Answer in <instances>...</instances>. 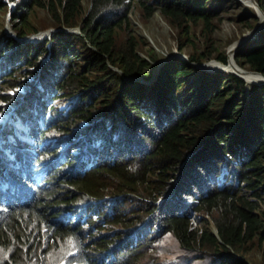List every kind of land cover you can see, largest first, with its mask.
<instances>
[{"label":"trees","instance_id":"trees-1","mask_svg":"<svg viewBox=\"0 0 264 264\" xmlns=\"http://www.w3.org/2000/svg\"><path fill=\"white\" fill-rule=\"evenodd\" d=\"M13 1L14 17L24 23L22 35L27 33L30 10L35 5H47L52 24L60 30L54 33L51 53L40 70L44 75L40 88L55 91L65 100L77 95L81 107L55 125L53 147L43 144L44 117L25 119L19 133L0 132V264H61L66 255H77L76 264H97L98 258L105 263L113 260L110 264H264V85L256 86L246 97V83L235 74L218 71L204 78L209 73L196 75L192 63L170 60L152 89L157 104L154 108L149 103L144 106L146 85L125 80L110 65L118 66L126 75L145 76L151 65L138 53L145 38L134 33L126 0H117L118 8L110 13L107 10L112 0H91L86 14L82 0H49L47 4L44 0ZM137 1L148 21L156 6L148 0ZM258 1L264 10V0ZM3 5L0 1V7ZM161 10L182 32L178 31L176 38L180 49L190 53L191 61L208 57L228 61L226 53L211 43L214 26L222 20L217 9L205 7L202 0H164ZM250 10L248 26L253 27L259 17L255 8ZM200 20L205 23L204 43L194 51L185 50L182 42L189 22ZM63 26H80L83 34L68 32L61 29ZM9 46L16 47L6 56ZM48 53L46 44L24 46L6 38L0 47V62L4 59L13 68L5 80L7 86L16 89L24 85L26 77L36 73L34 67L40 66V57ZM148 53L153 59L157 57L154 49ZM236 60L247 69L264 73V30L237 51ZM18 70L24 74L19 78L15 75ZM181 80L192 86L184 97L188 103L185 107H180L175 95V87L185 84ZM14 97L0 89V100L9 103ZM24 104L34 111L31 114L38 110L37 101L30 95ZM176 109L178 116L173 121L157 123L158 112L168 116ZM244 112L248 115L241 119L246 121H238ZM98 114L114 118L111 130L102 132L106 123L103 116L95 117ZM24 116L22 108L13 121ZM82 121H89L88 126L76 130ZM125 128L142 132L137 142L145 143L143 153L128 147ZM235 144L241 147L237 152L241 163L218 159L216 164L217 168L234 171L225 181V190L190 201L192 196L202 198V193L214 189L203 188L204 182H211L204 177L210 169L205 167L193 178V167L211 164L224 150H234ZM149 146L152 154L143 157ZM73 149L79 153L74 155ZM103 153L106 155L99 161ZM176 186L184 198L168 192ZM144 187L152 195L166 193L157 204ZM80 196L90 203L100 201L97 211L103 205L106 211L122 205L104 226H112L115 234L100 236L102 228L90 231L65 220L63 214ZM195 203L203 214L212 215L219 237L207 227L201 233L192 227L184 211ZM93 206L90 204L91 211ZM88 211L86 208L80 214ZM123 238L132 242L118 257L115 252L121 243L116 242ZM255 246L261 248V257L249 262Z\"/></svg>","mask_w":264,"mask_h":264},{"label":"clouds","instance_id":"clouds-1","mask_svg":"<svg viewBox=\"0 0 264 264\" xmlns=\"http://www.w3.org/2000/svg\"><path fill=\"white\" fill-rule=\"evenodd\" d=\"M4 3L3 6L0 7V11L4 10L6 11L5 13L7 14V26H8V31H6L5 33L0 35V47L4 46L5 44V39L6 38H12L18 42L21 43V45L24 46H29L32 43L35 44H46L47 45V49L49 50L48 55L46 56H41V61H40V66L39 67H34L33 71H35L36 73L34 75H29L28 77H26V83L24 85H19L16 89H12L10 87L7 86L5 80H7L6 78H9V76L13 73V68H11V66L9 64L5 63V60L2 59L0 62V89H2V92H9L12 95H15V99L9 103H6L5 101L0 100V106H1V110H0V132L3 133V131L5 130H13L15 131V133H19L20 131V124L22 122H24L25 119H29L30 116L32 118H37V117H44L43 122L46 124L45 128H43V144H48L49 146L53 147L55 146L51 141L52 137L54 135V133H56L55 131H53V128L55 127V125L61 121H65L67 120L71 113H73L76 109H78L79 107H81V101L80 98L76 95V96H72L70 99H63L60 96H58V94L54 91V92H47L45 90H42L40 87L42 86V77L44 76L42 73L40 74V70L45 66V63L47 62L49 55L51 53V49H52V37L54 35L55 32H57L58 30H60V28H56L53 24H52V16L48 11L47 5H35L29 12V20L26 24V26H28L27 29V33L25 34H20L21 28L24 26V23L21 22L20 18L15 16L14 17V9H15V2L13 0H0ZM45 3L47 4V2L49 0H44ZM54 1H58V0H54ZM151 4H154L156 7L154 9L152 16L155 13H159V15L161 16L162 19H164L171 28H173L174 30H176L175 27H173L164 17V14L161 10V4L163 3L164 0H148ZM189 1V0H187ZM230 1H239V0H230ZM88 2V6H86V10H85V3ZM127 5L129 8L127 11V16L131 21L132 27L134 29V33L136 35H138L136 33L135 30V24L131 19V13L133 11V9L135 7H137L140 11V20L142 23L147 24L149 23V21L151 20V18L146 21L147 17H146V12L145 10L142 8V6L139 4V2L137 0H126ZM202 3L204 4L205 7L207 8H215L217 9L220 14L222 19L224 18V16L222 15L221 9L223 8V6L227 5V0H202ZM259 3V2H258ZM110 4L112 5V7L110 9L107 10V13H110L112 11H114L116 8H118V3L117 0H112L110 2ZM256 4V3H255ZM254 4V8L257 11V16L259 17V21L253 26L250 27L252 29L251 32H249L248 34L244 35L243 37H241L238 41H236L235 43H233L228 49L224 47H220L216 44L215 42V38H214V34H215V30L216 28H219L221 25V22L218 26H214V30L212 32L211 35V43L216 46L220 51H224L227 55L228 61L227 62H222L220 60H218L215 57H208L205 60L202 61H191L190 59V53L188 51H184L180 49V45L178 44V53L184 54L179 56V60L183 61V62H189L192 63L196 69H195V74L197 75L200 72H208L209 74L207 76H205L204 78H208L210 77L211 73H216L218 71H225L227 74L232 73L235 74L237 76H239L240 78H242L245 83H246V91H245V96L249 97L250 96V91L255 88L256 86L259 85H264V73L260 72V71H255V70H250L247 69L243 66H241L237 60H236V54L237 51L243 47H247L253 40L257 39L258 36L260 35V33L264 30V10L262 8V6L259 4ZM82 12L84 14H86L91 5L92 2L91 0H82ZM40 7H44L46 8L47 12L50 15V18H46L45 22L48 23V25H43L41 28H36L31 16L33 14V10L36 8H40ZM259 7L262 9L263 14L260 13V9ZM61 10V9H60ZM222 21V20H221ZM201 25L203 28L200 32V34L196 37H200V39H197L196 37H191L190 41H191V45L192 47H188V44L185 43V45L183 46V48L185 50H195L197 48L198 45H202L204 43V30H205V23L203 20L198 21L197 23H194L193 21L189 22V26H188V32L190 33V36L192 34V31L194 29V27H197ZM11 27V29H10ZM61 29H64L68 32H73L76 34H80L82 35L83 32L80 28V26H75V27H66L63 26L61 27ZM188 32L186 34H188ZM178 33V30L175 31L174 36L176 38V35ZM141 37H144L142 35H138ZM145 38V42H144V47L141 49H138V53L140 56H142L143 58L147 59L148 61H150V67L148 68V76H145L144 74H132V75H126L124 73V71L119 68L118 66H115L113 64H110L111 67L118 71L125 80H135L138 81L140 83H143L146 85L145 88V92H146V97L143 101V105L145 106L147 103L150 104V108H154L155 105L157 104V96H151L152 94V89L153 86L156 84L158 77L162 71V68L164 67V65L169 62L170 60H178V59H173L174 56L172 57H168V56H164L161 57L159 55V53L157 52L155 47L149 46L148 49H146V52H143V49L145 48V44L147 43V38ZM177 40V38L175 39ZM16 46H9L6 47L5 53L6 56L9 55V53H11ZM230 48H233L232 51H230ZM150 49H154L156 52L157 57L155 59L151 58L148 51ZM204 49L202 48L201 51H203ZM232 53V54H231ZM231 54V55H230ZM231 56H232V60H233V64L231 62ZM78 65H81V63H79ZM250 74H254V75H259L261 78L260 79H250L249 77H247ZM15 75L17 78L23 76L24 74L22 72H20L19 70L15 72ZM194 77V76H193ZM180 83H185L182 87H175V95L178 98V103L180 104V107H185L188 103L184 100V97L192 90V86L189 84L188 82H185V80H181ZM32 96L35 98V100L37 101L38 104V110L35 111L34 114H31L32 112H34L31 109H26L25 108V104L24 101L26 100L27 96ZM239 98H243L242 96H240ZM264 101V97L262 99ZM24 109L25 112V116L24 117H20L18 119H15L13 121V117L15 115L16 112H18L20 109ZM150 111V110H149ZM151 112H153V110H151ZM247 112L244 113H240V116L238 117V121H246V120H242L241 117L243 116H247ZM97 116H103V119L105 121V125L104 128L102 130V132L104 133L107 130H111V127L113 126V122H114V118L113 117H105L102 114H98L95 115V117ZM138 116L140 115H136V118H138ZM174 116H178V110L176 109L175 112L170 113L168 116L164 115L163 112H158L155 115V119L157 121V123H165L167 120H169L170 122L174 120ZM53 124V126H49V124ZM89 121L88 122H81L80 126L78 128H76V130H79L85 126H88ZM121 126H123L120 123ZM30 125L27 124L25 127L28 128ZM125 133L129 139L130 145L128 146L129 148H135L137 152H141L143 153L146 149V145L145 143H140L137 142L138 140L141 139L142 137V132L138 131L136 128H125ZM230 134H235L234 130H232L230 132ZM222 135V134H221ZM66 138V137H65ZM130 139L135 140V143H132L130 141ZM99 141L96 140V143H98ZM224 149H228V147L224 146ZM153 148L151 146L148 147L147 151L142 155L143 157H146L150 154H152ZM227 150H224V153H222L219 157L215 158L214 160L211 161V164H204L202 166H199L200 164H197L193 167V174L191 175V177H196L205 167L209 168L210 170L204 173V177L210 179V183H206L204 182V187L207 186H214V189L209 192V193H202V198H197L196 196H192L190 201L196 202V201H201L204 198L208 197L209 195H211L212 193L216 192V191H221V190H225L226 188V179L228 177V175H230L232 172L230 168H217L216 164L218 159H223L227 162L230 163H235L237 165H239L241 163V158L238 156L237 152L241 151V147H239L237 144H235V149L230 150L229 152H226ZM79 153V149H73V154L77 155ZM68 155L70 157H72L69 153ZM106 153H103L100 155L99 161L103 160V158L105 157ZM76 157V156H75ZM237 157V158H236ZM77 158V157H76ZM204 166V167H203ZM203 167V168H202ZM205 168V169H206ZM184 170L179 174V178L183 177V173ZM212 171V172H211ZM201 177V176H200ZM154 178H157V175H154ZM184 184V183H183ZM213 184V185H212ZM185 185V184H184ZM189 185V184H187ZM145 191L147 192V194L149 195V197L156 199V203L159 204L161 202V200L163 199L165 193L163 194H150V191L147 187H144ZM182 190H180V186H176L173 189H169L168 192L174 196L177 197L179 196V198L182 197V195H180V192ZM184 198V197H182ZM255 199V197H253ZM107 200L105 198H102V201ZM108 201L110 202V205H113L112 203V199L108 198ZM100 201H94L92 203H90V199L88 198H84L83 196H80L77 198V201L74 202V204H72V207L69 209L68 213L63 214L65 216V220L66 221H70L72 223L73 226L75 227H80L82 229L87 228L90 231H98V228H102V230L99 232L100 236L102 235H112L115 234V231L113 229L112 226H107L104 227L107 223L106 222H110L114 219L116 212L121 210L122 205H119L120 208H113L110 207L108 209V211H106L104 208L105 206L103 205V208L99 211L96 210L97 205L99 204ZM90 204L94 205L91 211L90 208ZM86 208L89 209L88 212H84L82 214H80V212L86 210ZM199 208V203H195L193 206H190L188 208L185 209L184 214L187 217H190L191 220V224L192 227L195 229H198L199 232L201 233L205 227L209 228L211 233H214L216 236L219 237V231L217 228V224L214 221L212 215H207V214H203V212L198 210ZM77 209H79V213L77 214ZM109 213V214H108ZM202 220L201 223H198V221ZM93 223L95 226H92ZM144 225H142L143 227ZM156 227V229H158V223H156L154 225ZM145 226L143 228H141L142 232L145 231ZM119 230V229H117ZM70 234H72L73 232L70 231ZM149 232H147L148 234ZM156 234V232L154 233ZM136 239V238H135ZM134 239V240H135ZM130 240H126V239H122V241L116 242V243H121V247L119 248V250H117L115 252V254L120 257L122 255V251H125L126 248H128L130 246ZM257 247V246H255ZM254 248V247H253ZM252 248V249H253ZM260 255L256 256V254L254 256H252V258L256 261L259 260V258L261 257V248L257 247ZM98 251V252H102ZM168 257H172L169 253H168ZM250 255V254H249ZM251 257L248 256V260L249 262H253V259ZM78 260V256L77 255H66L62 261L61 264H76ZM113 260H109L106 263L104 262V260L102 258H98L97 260V264H110Z\"/></svg>","mask_w":264,"mask_h":264},{"label":"rangeland","instance_id":"rangeland-1","mask_svg":"<svg viewBox=\"0 0 264 264\" xmlns=\"http://www.w3.org/2000/svg\"><path fill=\"white\" fill-rule=\"evenodd\" d=\"M258 2V0H227V5L223 6V8L221 9L224 18L221 21L220 27L216 28L214 34L215 42L218 46L224 47V49H228L233 43L252 31V29L248 26L250 20L252 19L250 9L252 7L254 8L255 3L259 6ZM86 6H88V2L85 3V10ZM5 12L6 11L4 10L0 11V35L8 31L9 29L6 22L7 14ZM46 18H50V15L47 12L46 8L40 7L33 10L31 19L36 28H41L43 25H48V23L45 22ZM131 19L135 24L136 33L147 38V43L145 44L143 52H146V49H148L149 46H152L156 48L161 57L174 56L173 59H178L179 56L184 55H180V53H178V44H180V42L175 40L176 38L174 36V33L176 30L171 28L169 24L161 18L159 13H155L149 23L144 24L140 20L139 9L135 7L131 13ZM202 28L203 27L201 25L194 27L191 36L189 32L188 34H184L182 43H187L188 47L191 48L192 45L190 38H195L196 36H198ZM178 31L181 32L180 30ZM196 38L200 39V37ZM232 49L233 48H230V51H232ZM231 62L233 64L232 56ZM260 78L261 77L258 76V79ZM201 222L202 220L198 221V223ZM255 254L256 256L260 255L257 247H254L250 251L249 257L252 258V256H254Z\"/></svg>","mask_w":264,"mask_h":264},{"label":"bare ground","instance_id":"bare-ground-1","mask_svg":"<svg viewBox=\"0 0 264 264\" xmlns=\"http://www.w3.org/2000/svg\"><path fill=\"white\" fill-rule=\"evenodd\" d=\"M259 75H254V74H250L247 77H249L250 79H258Z\"/></svg>","mask_w":264,"mask_h":264},{"label":"water","instance_id":"water-1","mask_svg":"<svg viewBox=\"0 0 264 264\" xmlns=\"http://www.w3.org/2000/svg\"><path fill=\"white\" fill-rule=\"evenodd\" d=\"M259 9H260V13H261V14H263V11H262V9H261L260 7H259Z\"/></svg>","mask_w":264,"mask_h":264}]
</instances>
